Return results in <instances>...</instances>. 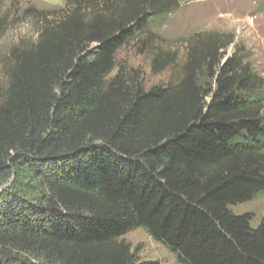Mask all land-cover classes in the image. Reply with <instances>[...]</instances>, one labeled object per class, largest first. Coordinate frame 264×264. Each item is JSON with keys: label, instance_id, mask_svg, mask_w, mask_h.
Returning a JSON list of instances; mask_svg holds the SVG:
<instances>
[{"label": "trees", "instance_id": "16d2710c", "mask_svg": "<svg viewBox=\"0 0 264 264\" xmlns=\"http://www.w3.org/2000/svg\"><path fill=\"white\" fill-rule=\"evenodd\" d=\"M177 0H66L17 55L0 104V264H159L121 238L142 229L179 264H264V79L197 34L181 77L146 91L117 54ZM143 45H146L144 42ZM159 50L152 71L176 67Z\"/></svg>", "mask_w": 264, "mask_h": 264}, {"label": "rangeland", "instance_id": "374dc122", "mask_svg": "<svg viewBox=\"0 0 264 264\" xmlns=\"http://www.w3.org/2000/svg\"><path fill=\"white\" fill-rule=\"evenodd\" d=\"M177 1L178 8L154 20L143 38L146 45L142 40L134 41L118 52L117 67L107 80L124 68L127 75L139 73L138 83L146 91L177 82L197 34L214 37L228 45L221 52L223 63L238 55L264 79V0ZM65 6L66 0H0V104L5 100L17 55L37 44L44 18L59 14ZM159 50L173 53L177 66L156 74L152 71V62ZM16 171L0 192L10 189L20 174ZM231 210L238 215L251 214L252 225L256 227L264 221V195ZM120 241L128 244L140 261L179 264L171 251L142 229L128 233Z\"/></svg>", "mask_w": 264, "mask_h": 264}]
</instances>
